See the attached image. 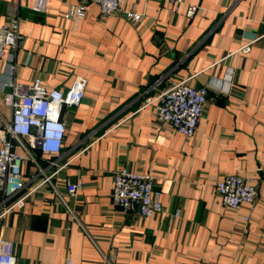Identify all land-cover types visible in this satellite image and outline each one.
Returning a JSON list of instances; mask_svg holds the SVG:
<instances>
[{"label":"crops","instance_id":"1","mask_svg":"<svg viewBox=\"0 0 264 264\" xmlns=\"http://www.w3.org/2000/svg\"><path fill=\"white\" fill-rule=\"evenodd\" d=\"M34 2L0 0V26L13 12L21 17L15 81L65 92L82 80L84 99L62 111L60 154L30 149L35 161L22 164L27 188L36 189L0 221L17 264H264V0H184L178 8L125 0L107 18L88 2L80 20L66 18L80 0H48L45 12ZM126 14L142 19L135 26ZM248 44V54L239 51ZM9 75L0 61L7 121ZM183 81L210 88L189 139L156 118L158 101L144 107ZM122 169L154 180L161 217L143 221L114 204ZM225 175L251 180L253 212L222 205L216 187ZM67 178L83 188L69 195Z\"/></svg>","mask_w":264,"mask_h":264},{"label":"built area","instance_id":"2","mask_svg":"<svg viewBox=\"0 0 264 264\" xmlns=\"http://www.w3.org/2000/svg\"><path fill=\"white\" fill-rule=\"evenodd\" d=\"M178 8L184 0H168ZM99 6L103 18L121 13L125 0H80L70 8L67 19L80 20L86 13V3ZM48 0H35L32 10L45 12ZM197 10L189 6L187 15L192 17ZM126 18L137 26L141 15L126 14ZM21 17L13 12L7 24L0 26V61L6 62L11 82V92L4 97V105L10 108L9 121L0 116V221L16 207L23 208L25 201L36 187L29 186L23 179L22 164L29 157L35 161L30 149H38L42 154L55 156L60 154L66 135V125L60 119L64 107L79 106L84 99V83L76 81L67 91L48 90L36 79L29 86L15 81L18 64L15 53L19 50L23 36L20 33ZM251 44L243 46L239 51L248 54ZM11 51V52H10ZM231 75V74H230ZM210 88H195L185 81L173 85L155 99L147 98L144 107L158 101L154 107L156 118L167 123L174 131L186 139L192 138L197 131L208 102ZM24 140H28L26 143ZM22 146L26 153L19 154L17 146ZM51 165H57L52 161ZM50 180L46 178L45 181ZM44 181V182H45ZM69 195H75L83 184L70 178L65 180ZM216 192L222 205L227 209L239 210L243 207L253 212L258 192L249 178L239 175H225L217 184ZM112 199L114 204L124 213H132L143 221L161 217L164 206L161 192L155 189L152 178L134 173L128 169L116 172ZM249 220V216L245 218ZM0 264H17L15 243L0 238Z\"/></svg>","mask_w":264,"mask_h":264}]
</instances>
